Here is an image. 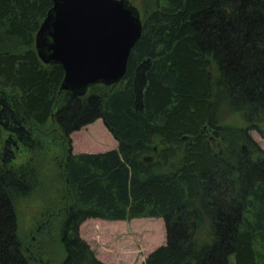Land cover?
Instances as JSON below:
<instances>
[{
  "label": "trees",
  "instance_id": "trees-1",
  "mask_svg": "<svg viewBox=\"0 0 264 264\" xmlns=\"http://www.w3.org/2000/svg\"><path fill=\"white\" fill-rule=\"evenodd\" d=\"M51 6L0 0V264H44L55 233L62 264H103L83 222L159 217L165 244L143 264H264V150L250 134L264 139V0H140L124 77L83 96L37 56ZM97 119L117 147L72 153L70 135ZM35 189L45 219L27 245L16 204Z\"/></svg>",
  "mask_w": 264,
  "mask_h": 264
},
{
  "label": "water",
  "instance_id": "water-1",
  "mask_svg": "<svg viewBox=\"0 0 264 264\" xmlns=\"http://www.w3.org/2000/svg\"><path fill=\"white\" fill-rule=\"evenodd\" d=\"M34 38L38 58L63 69L60 90L83 96L111 86L126 73L140 38L139 10L129 0H51Z\"/></svg>",
  "mask_w": 264,
  "mask_h": 264
},
{
  "label": "rangeland",
  "instance_id": "rangeland-1",
  "mask_svg": "<svg viewBox=\"0 0 264 264\" xmlns=\"http://www.w3.org/2000/svg\"><path fill=\"white\" fill-rule=\"evenodd\" d=\"M129 1L139 7L140 0ZM224 118L226 119V115ZM233 119L238 120V124H244L237 115H233ZM228 120L232 121L231 118ZM250 134L264 150V139L256 131H251ZM70 138L74 154L102 153L117 147V141L101 119L73 132ZM54 151L56 149L52 148L50 152ZM28 158L29 154L21 150L15 163L20 164ZM44 161L47 164L45 162L41 164V172L45 174L42 189L51 191L50 185L54 181L51 179L53 176L48 179V175L51 174L53 165L50 164L52 162L49 159ZM43 197L40 195V190L35 189L33 194L20 199L16 204L19 236L27 245L32 237L35 239L38 237L36 229L39 227V217L45 219ZM79 237L88 244L96 259L103 264H143L146 256L157 247L164 245L166 241L164 221L160 217L135 218L128 221L88 219L81 224ZM41 245L44 264L63 263L65 251L58 233L44 236ZM228 264H235L233 255L229 258Z\"/></svg>",
  "mask_w": 264,
  "mask_h": 264
}]
</instances>
